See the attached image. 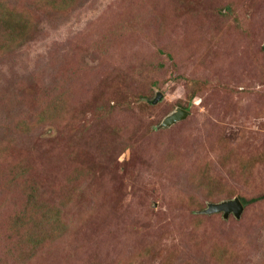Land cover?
I'll list each match as a JSON object with an SVG mask.
<instances>
[{"label": "rangeland", "instance_id": "obj_1", "mask_svg": "<svg viewBox=\"0 0 264 264\" xmlns=\"http://www.w3.org/2000/svg\"><path fill=\"white\" fill-rule=\"evenodd\" d=\"M0 20V264H264V0ZM233 198L254 201L202 213Z\"/></svg>", "mask_w": 264, "mask_h": 264}, {"label": "water", "instance_id": "obj_2", "mask_svg": "<svg viewBox=\"0 0 264 264\" xmlns=\"http://www.w3.org/2000/svg\"><path fill=\"white\" fill-rule=\"evenodd\" d=\"M161 94L157 93L153 103H156L160 98ZM188 115V112L185 109H176L173 113L166 116L163 121L161 122V127L170 126L182 119H184ZM243 210V206L238 198H233L231 200L222 201L220 203H209L202 211V213L205 214H212V213H222V217L226 219L230 213L235 218H238L240 216V213Z\"/></svg>", "mask_w": 264, "mask_h": 264}, {"label": "trees", "instance_id": "obj_3", "mask_svg": "<svg viewBox=\"0 0 264 264\" xmlns=\"http://www.w3.org/2000/svg\"><path fill=\"white\" fill-rule=\"evenodd\" d=\"M3 10H5V11H9L8 12V14L10 15V17L11 16H20L22 19H23V21L25 22V21H27L28 19L29 20H31V18H30V12H29V9H28V7L27 8H25L24 10H22L19 6H17V5H11L10 6V8H9V6H5V8H3ZM32 11H35L34 9H31ZM2 22H3V20H0V24H2ZM31 22H32V20H31ZM191 97H193V95L191 94L190 95ZM30 193H32L31 194V198H30V200H31V202H34V201H37V198H35V192H30ZM239 201L241 202V204H242V206L243 205H246L247 203H249L250 201H254V198H252V199H249V200H244V199H242V198H239ZM37 211H39V213H40V215H41V212H43V213H46V211H48L49 212V215L51 214V215H58L59 214V208H54V207H49V209H47V206H46V204H44L43 202H41V204L39 203V206H36V208H35ZM57 209V210H56ZM59 209V210H58ZM45 218H46V216H44ZM58 219V218H57ZM57 219H55V220H57ZM48 220V219H47ZM45 221V220H44ZM49 222V221H48ZM57 222V221H56ZM55 222V223H56Z\"/></svg>", "mask_w": 264, "mask_h": 264}]
</instances>
